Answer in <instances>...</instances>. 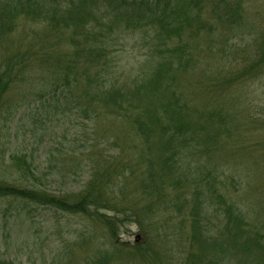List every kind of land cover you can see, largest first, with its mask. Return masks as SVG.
<instances>
[{
    "label": "rangeland",
    "instance_id": "1",
    "mask_svg": "<svg viewBox=\"0 0 264 264\" xmlns=\"http://www.w3.org/2000/svg\"><path fill=\"white\" fill-rule=\"evenodd\" d=\"M160 2L166 4L165 0ZM128 4L131 11V0ZM216 4L217 0H207L201 3L200 10L187 5V15L194 23L186 28V33L198 31L191 45L197 61L186 64L174 59L167 64L169 74L177 81L165 82L163 93L150 92L148 77L157 64H166L161 37L166 34L165 23L161 36L147 28V17L135 18L130 22L131 28L128 17L118 14L105 0L86 3L89 12L81 17L84 27L76 25L73 19L62 22L46 17H15L16 12L10 14H15L13 17H0V23L2 19L8 29L0 33V74L5 71V55L32 46L34 49L26 55L30 65L27 72L38 66L27 83L13 81L7 90L0 89V105L7 107L0 119V194H11L4 192L6 188L78 193L89 175L90 182L97 183L98 179L91 177L92 169L103 165L104 159L112 172L123 165H136L134 154L140 150V140L134 134L137 121H147L148 112H156L166 121L164 107L170 96L167 87L186 98L199 93L201 101L208 99V104L212 102L228 112L226 124L217 132L213 149L205 158L199 156L197 145H189L177 155L176 165L184 167L185 180L195 183L194 186L183 191L165 189V200L153 201L154 213L165 219L168 234L163 245L159 246L162 234L151 240L154 249H166L162 256H158V251L153 253L157 260L146 257L150 245L145 247L142 239L137 244L133 242L139 232H134L136 225L129 229L116 226L115 235H111L108 230L113 223L100 226L93 219L65 214L51 206L30 202L26 205L14 195L0 197L2 258L20 264H190L187 255H183L193 245L190 227L183 226L178 231L182 227L179 214L183 212L190 222L193 218L198 221L196 225L201 230V240L208 245V255L221 256V264H264V52L257 50L264 40V0H241L246 5L241 8L242 13L231 19L230 26L214 20L218 17L216 11L209 13ZM62 6L73 9L68 2ZM166 11L169 12L167 4ZM228 12L221 17H227ZM162 18L166 22V17ZM114 19L121 22L114 24ZM158 23L154 20V25ZM93 34H101L106 47L114 45L111 54L103 56L102 67L90 50ZM40 36L64 40V60L71 66L85 65L78 73L87 75L85 80L89 77L87 90L82 83L72 81L78 86L72 88L74 98L67 89L59 88L61 95H54L56 106L63 105L64 112L49 116L45 111L40 115L42 98L37 97L50 89L39 88L35 93L27 87L30 82L45 81L47 73L57 70L55 63L41 62L44 43L37 40ZM152 47L161 52L159 58L152 56ZM58 70L66 69L59 66ZM55 76L48 77L51 80ZM90 80L94 83L89 89ZM92 88L90 98L82 96V92ZM134 88L143 97L135 98ZM17 100L23 103L18 110ZM115 137L120 139L116 145ZM118 172L112 177L121 178L122 171ZM211 182L214 187L225 183L226 189L217 192L224 197L223 202L218 196L211 199L216 190ZM108 188L113 187L107 185L105 191ZM121 188L123 192L128 189ZM107 194L117 192L111 190ZM133 194L129 191L122 203L137 209V200L141 211L147 202L138 190ZM177 200H183L182 209L177 207ZM117 215L121 216V212ZM171 215L172 221H168ZM215 225L217 228H212ZM211 231L214 234H209ZM137 245L141 247L138 249ZM143 247L147 251H140Z\"/></svg>",
    "mask_w": 264,
    "mask_h": 264
},
{
    "label": "trees",
    "instance_id": "2",
    "mask_svg": "<svg viewBox=\"0 0 264 264\" xmlns=\"http://www.w3.org/2000/svg\"><path fill=\"white\" fill-rule=\"evenodd\" d=\"M94 1L96 0H0V17H13L15 14H10L16 12L15 17H38V19L46 17L55 21L60 19L62 22L73 19L76 25L84 27L81 17L89 12L85 7L86 3ZM205 1L207 0H165L169 10L167 13L166 4H162L160 0H131V11L130 5L128 4L130 0H105L108 5L112 6L114 11H118V14L128 17L130 27V22L135 18L143 19L147 17V28L161 36V32L163 33V29L165 28L164 23L166 24V34L165 36H161L163 37V46L165 48L164 61H166V64L159 63L152 69L150 77H148L150 92L163 93L165 82L166 84L176 83L177 79L174 80L172 73L169 74L167 67V64H170L172 60L175 59L186 64H193L197 61L193 56L191 45L193 43V35L197 34L198 31L196 30L191 34L186 33V28H189L194 23L192 17H188L186 9L187 5H189L192 9L200 10L201 3ZM64 2H68L73 9L69 10L62 6ZM245 5L241 4V0H217V4L210 7L209 13L216 11L218 17H215L214 20L220 25L227 24L230 26L232 23L231 19L242 13L241 8ZM81 10L83 11L82 14ZM228 10V16L221 17V14ZM162 17H166V22ZM154 20L159 21L158 25H154ZM113 22L114 24H119L121 21L120 19H114ZM7 30L6 25L1 19L0 33L4 34ZM249 31L248 28L247 32ZM90 39L92 41L90 50L93 49V56L95 55L96 62L100 63L102 67L103 56H109L114 45L106 47L101 34H93L90 36ZM37 40L44 43V48L40 52L41 62L48 65L55 63L57 70L51 71L49 75L47 73L48 80L46 79L35 84L30 82V84H27V87L31 88L32 92L35 93L36 91L39 92V88H43V90L50 89L41 92L45 95L44 97L42 94H38L39 96L37 97V99L42 98L40 115L45 111V114L49 116L51 113L64 112L63 105L56 106L58 101H56L54 95L56 93L60 94L58 91L59 88L67 89L68 95L74 98L72 88H77L78 86L73 84L72 81L74 79L77 80L87 90V80L89 77L85 80L84 77L87 75L81 76L78 73L85 65L75 63V65L71 66L64 60L66 58V55L65 57L62 56L65 53L64 40L53 41L47 39L45 36H40ZM33 49L34 46L22 52L5 55V71L3 74H0L1 91L7 90L13 81L27 83L29 78L34 76L38 66H36V69L27 72L30 65L26 59L29 50ZM257 50L258 53L264 52V40L260 42ZM150 52L152 56H156L157 58L161 55V52L153 47ZM59 66L66 70H58ZM52 75L56 76L50 80L48 76ZM93 83L92 80L89 81V89ZM93 89L88 92H82V96H88L90 98ZM167 90L170 92V96L167 98L166 106L164 107L166 109V121L163 122L162 118L156 112H148L146 114L147 121H137L134 134L136 136L135 139L138 138L140 140V150L139 153L134 154L137 156L136 162L134 163L136 165L128 168L123 165L120 169L112 172L109 170V164L105 165V161L107 160L104 159L103 165H97L92 169L91 177L97 178V183H91L89 175L87 182L81 187L83 189L78 193L73 190H68L56 192L57 194H50L53 192L47 191L46 189H39L33 192L28 190L20 191L17 188H6L4 192L11 194L5 195H14L24 200L26 205H29L30 202L35 206H51L56 211L65 214L81 215L87 219H93L100 226L113 223V228L109 226L108 230L111 235H115L116 226L118 229L126 226L129 229V226L133 224L137 226L141 233H145L151 226L157 225V223L162 224L161 216L154 213L153 206L155 202L153 201H157L158 199L164 201L166 198L164 194L165 189L167 191L168 189H180V191H183L185 189L189 190L195 184H189L187 182L189 180H185L186 174L184 173V167L181 168V165H176L178 162V153L183 151V148H188L189 145L190 147L197 145L196 149H200L199 156L205 158L213 149L217 132L223 130L226 124L225 115L228 113L221 106H216L212 102L208 104V99L201 101L199 93H196V95L192 94L186 98L171 87H167ZM132 92L135 98L143 97L136 88ZM108 98L111 102V96ZM66 101L67 98L64 99L63 104ZM193 101H196V103L194 104ZM22 104L21 101L17 100L16 109L18 110ZM6 110L7 107L0 105V119ZM85 126L83 124V127L87 128ZM83 130L86 131L85 129ZM114 140L115 145L118 144L116 141H120L116 137ZM69 153L72 154L73 150H69ZM88 157L92 166V162H94L92 150H90ZM101 158L102 154H99V160ZM119 170L122 171L120 174L121 178H113L112 175L119 174ZM156 173L159 174L157 175ZM32 176L34 175L32 174ZM212 184L211 182L210 185L212 186ZM107 185H111L113 188L109 189H113L117 194H107V191H105ZM123 186L128 187L126 192L122 191L121 187ZM87 187L88 189H86ZM212 187L216 190H214V195H211V199H218L217 196L221 198V195H218L217 192L220 191L221 193V190L224 191L226 189L225 183L222 186L219 183L218 186ZM137 190L141 193L143 200L147 202L143 204L144 206L140 209L141 211L138 210L141 206L138 205L137 200L134 201V205L138 206L137 209L129 208L128 205L124 207L122 202H125L129 191L130 194L134 195L133 193ZM5 195L0 194V197ZM223 200L224 197L221 198L222 202ZM177 201V207L182 209L184 205L180 201L183 202V200ZM119 212H121V216L117 215ZM179 212L180 210L176 213ZM179 217L182 219L179 223L182 227L183 223L187 225L188 222L190 227L189 233L193 239V245L191 243L187 251L183 253V255H187V262H190V264H221V256L218 257L215 253L213 255L216 257L208 255L210 251L206 242H203L200 238L201 230L198 228V224L196 225L198 221L193 218L194 221L190 222L189 216L186 213L183 214V212L179 214ZM212 228L215 229L217 227L215 225ZM209 234H214V231L209 232ZM160 238L165 237L161 236ZM191 245L196 246L191 247ZM140 247L137 245L136 248L139 249ZM198 248L199 253H197ZM153 252L154 250H150V253ZM113 253L107 256L110 257ZM141 254L144 255L143 253ZM151 256L152 254L148 253L146 257ZM152 258L155 260L154 256ZM0 264L20 263L7 260L0 255Z\"/></svg>",
    "mask_w": 264,
    "mask_h": 264
}]
</instances>
